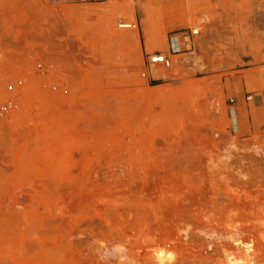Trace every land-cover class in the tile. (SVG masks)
Returning a JSON list of instances; mask_svg holds the SVG:
<instances>
[{"label": "rangeland", "instance_id": "rangeland-1", "mask_svg": "<svg viewBox=\"0 0 264 264\" xmlns=\"http://www.w3.org/2000/svg\"><path fill=\"white\" fill-rule=\"evenodd\" d=\"M4 103L0 264H264V0H0Z\"/></svg>", "mask_w": 264, "mask_h": 264}, {"label": "built area", "instance_id": "built-area-1", "mask_svg": "<svg viewBox=\"0 0 264 264\" xmlns=\"http://www.w3.org/2000/svg\"><path fill=\"white\" fill-rule=\"evenodd\" d=\"M94 2H102L104 0H92ZM135 24L134 23H128V24H119L118 28H122V29H131L134 28ZM199 30L195 31L193 29H189L188 32L186 30H181L176 32L175 34H173L170 38H169V51L172 52L173 54L179 53L182 51V47L183 45H185L186 42V38H188L189 36H194L196 34H198ZM156 64H161L164 67L168 68L171 66V59L164 54L163 52L160 51H154L153 53L148 55V65H156ZM40 66V63H39ZM142 75H145V73L143 72ZM11 104L9 103H4L2 105H0V117L5 116L8 111L10 110Z\"/></svg>", "mask_w": 264, "mask_h": 264}, {"label": "bare ground", "instance_id": "bare-ground-1", "mask_svg": "<svg viewBox=\"0 0 264 264\" xmlns=\"http://www.w3.org/2000/svg\"><path fill=\"white\" fill-rule=\"evenodd\" d=\"M86 7L84 8L83 7V10L85 9L86 11H91L90 9H88L87 8V6L88 5H85ZM123 23H125V24H128V23H131V22H120V23H118V25L119 24H123ZM146 23H147V20L146 19H144L142 22H141V24H142V26H144L143 27V30H146ZM118 25H117V27H118ZM136 27V25L134 26V29H126L128 32H116L115 33V37L116 38H118L119 40H123V41H126V40H129L131 37H134V35H136V33H137V29L135 28ZM193 30H195V31H197V29H193ZM127 33V34H126ZM145 36H146V39H147V41H146V43L147 44H149V42L151 43V34L149 33V32H145ZM189 46V45H188ZM151 74H152V76L153 77H155V78H167L168 77V70L166 69V68H163V67H161L160 65H152V67H151ZM238 235V232L237 231H234V232H232L231 234H230V236H229V239H234L236 236ZM211 235H207V238H209ZM207 246L208 247H211V243H210V241L208 242V244H207ZM112 250V249H111ZM124 249H123V247H121V253L120 254H123L125 257H123V259L124 258H126V259H130L131 261H132V263L133 264H137L138 262H136L132 257H130V255H128V253L126 254V253H123L122 251H123ZM126 251V250H125ZM105 253V252H104ZM115 253V252H114ZM108 255V254H107ZM114 255V254H113ZM115 255H117V254H115ZM118 257V256H117ZM121 258V257H120Z\"/></svg>", "mask_w": 264, "mask_h": 264}]
</instances>
